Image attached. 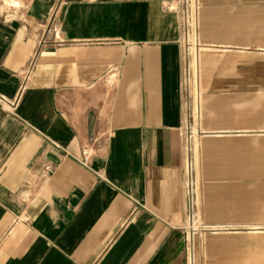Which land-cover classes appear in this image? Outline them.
I'll list each match as a JSON object with an SVG mask.
<instances>
[{"label": "crops", "instance_id": "1", "mask_svg": "<svg viewBox=\"0 0 264 264\" xmlns=\"http://www.w3.org/2000/svg\"><path fill=\"white\" fill-rule=\"evenodd\" d=\"M4 1L0 264H185V159L196 264H264V0H198L197 95L175 0Z\"/></svg>", "mask_w": 264, "mask_h": 264}, {"label": "built area", "instance_id": "2", "mask_svg": "<svg viewBox=\"0 0 264 264\" xmlns=\"http://www.w3.org/2000/svg\"><path fill=\"white\" fill-rule=\"evenodd\" d=\"M175 2L179 5V13H180V37H179V44L181 46L182 50V81L185 79V81H188V77L190 74L191 69V61L190 58H193L194 55L198 51H200L203 48V45L201 44L198 36V18H199V11H200V4L198 0H175ZM0 4H5L4 0H0ZM5 5L14 7L13 4L7 3ZM3 9L0 8V15H2ZM8 15V14H7ZM41 44H44V40L40 42ZM37 52L34 53L32 56V59L29 61V69L31 70L34 61L36 59ZM29 71V70H28ZM28 77V72L25 75V79ZM24 79V80H25ZM24 88V84L21 85L20 90ZM17 100L13 101L12 103L15 104ZM196 121L198 123L199 120V113L195 112ZM186 125L182 130V140H183V153L184 156L188 158V152H189V143L190 139L193 134H195L198 129H192L190 126L189 121L186 119ZM93 153L92 147L85 146L81 150V158L83 163H87L88 158ZM185 169H186V182H185V193L188 198V204H189V210L187 211V220H186V228L188 229V235H187V247H188V260L187 264H193V262H190L189 259L192 258V253L189 247L190 244V236L192 235V232L194 231H202V227H193L195 225L196 221V215L193 209L191 208V205L194 200V186L193 181L191 180L190 175V159H185L184 163ZM52 167L50 164H46L44 168L42 169L40 176H42L43 179H47L50 176ZM212 231L218 230V229H211Z\"/></svg>", "mask_w": 264, "mask_h": 264}, {"label": "rangeland", "instance_id": "3", "mask_svg": "<svg viewBox=\"0 0 264 264\" xmlns=\"http://www.w3.org/2000/svg\"><path fill=\"white\" fill-rule=\"evenodd\" d=\"M5 4H7L5 2ZM5 4H0V8L3 9V12H5L6 10H8V5ZM198 53V52H197ZM195 73V75H194ZM182 90L184 93H192L193 95H197L198 93V79L196 77V69H190V74L188 77V81L185 79L182 81ZM197 232V231H194ZM192 237V235H191ZM191 253H192V258L189 259L190 262H193V264H196V259H195V246L192 244H189ZM187 253H186V263L187 264V260H188V247H187Z\"/></svg>", "mask_w": 264, "mask_h": 264}]
</instances>
